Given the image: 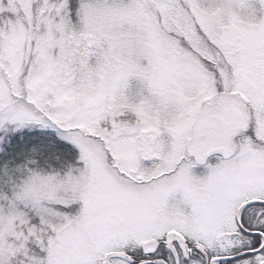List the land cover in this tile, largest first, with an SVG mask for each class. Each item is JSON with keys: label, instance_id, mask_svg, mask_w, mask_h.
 Listing matches in <instances>:
<instances>
[{"label": "snow or ice", "instance_id": "6c2138e0", "mask_svg": "<svg viewBox=\"0 0 264 264\" xmlns=\"http://www.w3.org/2000/svg\"><path fill=\"white\" fill-rule=\"evenodd\" d=\"M0 264H264V0H0Z\"/></svg>", "mask_w": 264, "mask_h": 264}]
</instances>
